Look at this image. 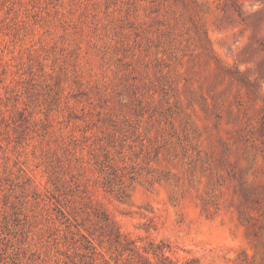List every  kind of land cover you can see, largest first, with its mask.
<instances>
[{"label":"rangeland","instance_id":"obj_1","mask_svg":"<svg viewBox=\"0 0 264 264\" xmlns=\"http://www.w3.org/2000/svg\"><path fill=\"white\" fill-rule=\"evenodd\" d=\"M264 264V0H0V264Z\"/></svg>","mask_w":264,"mask_h":264},{"label":"trees","instance_id":"obj_2","mask_svg":"<svg viewBox=\"0 0 264 264\" xmlns=\"http://www.w3.org/2000/svg\"><path fill=\"white\" fill-rule=\"evenodd\" d=\"M140 264H149L146 259L140 258Z\"/></svg>","mask_w":264,"mask_h":264}]
</instances>
